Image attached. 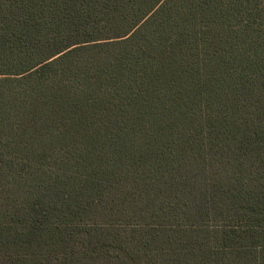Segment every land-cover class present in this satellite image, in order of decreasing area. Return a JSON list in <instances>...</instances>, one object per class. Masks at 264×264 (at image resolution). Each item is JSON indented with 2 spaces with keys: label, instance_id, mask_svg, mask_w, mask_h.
I'll return each instance as SVG.
<instances>
[{
  "label": "trees",
  "instance_id": "16d2710c",
  "mask_svg": "<svg viewBox=\"0 0 264 264\" xmlns=\"http://www.w3.org/2000/svg\"><path fill=\"white\" fill-rule=\"evenodd\" d=\"M0 264H264V0H0Z\"/></svg>",
  "mask_w": 264,
  "mask_h": 264
}]
</instances>
